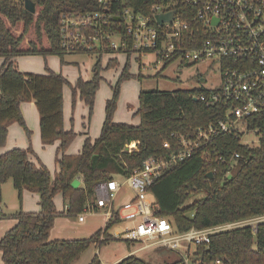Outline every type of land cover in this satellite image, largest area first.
<instances>
[{
  "label": "trees",
  "instance_id": "1",
  "mask_svg": "<svg viewBox=\"0 0 264 264\" xmlns=\"http://www.w3.org/2000/svg\"><path fill=\"white\" fill-rule=\"evenodd\" d=\"M31 1L35 4L34 14L24 9L23 0H0V58L3 59L0 65V147L5 144L8 125L17 123L28 133L20 104L33 101L39 114L42 144L59 142L55 160L58 171L51 178L42 163L30 160L33 156L30 148H15L0 154V187L11 181L20 204L23 190L37 193L40 206L38 213L20 210L16 214L17 224L0 240V251L3 264H74L92 245L98 247L113 240L109 230L120 220L115 216L89 238L49 240L53 221L61 214L55 208L54 197L61 194L67 207L66 213L77 215L92 198L96 184L129 177L147 158L167 157L178 147V135L192 136L195 129L216 123L224 117L225 109L221 105L205 106L199 96L210 92L203 87L173 92L155 89L138 94V125L116 123L113 114L119 84L128 76L124 69L113 97L106 102L100 136L94 140L86 138L79 153L67 154L76 134L72 129L65 130L63 127V86L71 87L73 101L78 94L88 107L90 119L95 94L102 80L100 59L93 67L92 77L86 81L79 77L73 86L62 74L48 68L45 74L22 73L14 59L19 56L53 55L64 64L63 57L67 53L60 46L61 15L97 11L99 5L97 0ZM166 1L117 0L109 9L116 14L123 7H129L153 19L151 7ZM183 7L189 9L179 2L176 12L179 14ZM189 10L191 14L186 13L182 18L196 22L194 9ZM112 22L114 31L126 38L129 48L126 53L130 55L131 37L124 31L121 22ZM102 53L94 50L77 54L99 58ZM116 63V59H109L108 66H115ZM170 63L165 62L162 69ZM160 74L155 77L161 78ZM249 124L253 128L264 129V112L250 120ZM131 144L134 150L128 151L127 146ZM235 153L239 157L232 159ZM218 157L225 160L217 161ZM76 178L82 179V186L72 185ZM148 195L152 198L153 215L167 219L177 232L192 227L204 229L264 214V139L250 146L241 143L232 133L219 134L204 148L167 169L148 188ZM216 260H220L221 264H264V226L259 228L256 237L251 235L249 228H239L214 234L209 244L195 247L194 264ZM89 264L101 262L94 255ZM116 264L151 263L131 254ZM164 264H181V259Z\"/></svg>",
  "mask_w": 264,
  "mask_h": 264
},
{
  "label": "built area",
  "instance_id": "2",
  "mask_svg": "<svg viewBox=\"0 0 264 264\" xmlns=\"http://www.w3.org/2000/svg\"><path fill=\"white\" fill-rule=\"evenodd\" d=\"M97 2V11L61 15L59 35L64 52L77 54L94 50H121L126 53L129 50L128 42L114 31L112 21L121 22L132 39V53L142 55L151 52L156 62H163V65L168 61H179L186 66L203 61L215 65L220 83L208 89V95L201 94L199 100L205 106L221 105L225 113L216 123L195 129L192 136L178 135V147L167 157L147 158L129 177L96 184L92 198L77 214L78 221L83 222L86 215L99 212H103L106 223L116 216L120 223L126 225L111 233L113 240L136 245L132 254L149 249L176 252L181 264H194L195 250L190 252L191 245L209 244L214 234L249 228L251 235L256 237L259 228L264 226V214L204 229L192 227L177 232L167 219L153 215L152 201L147 196L148 188L167 169L204 148L219 134L232 133L241 140L252 131L257 139L243 143L250 146L264 139V129L253 128L249 124L250 120L264 112V0H168L151 7L154 20L129 7H123L119 13L113 14L109 6L117 0ZM179 2L194 9L196 22H192L200 26L194 27L192 22L182 18L186 13L190 15L191 10L183 7L179 14L176 12L175 7ZM170 12L173 13L171 22L157 24L156 15ZM114 37L117 43L112 41ZM164 146L169 147V144L164 143ZM127 149L134 150L133 145H128ZM238 157L235 153L231 158ZM216 160L225 159L218 157ZM124 184L133 195L121 207H114V199ZM206 264H221V261Z\"/></svg>",
  "mask_w": 264,
  "mask_h": 264
},
{
  "label": "rangeland",
  "instance_id": "3",
  "mask_svg": "<svg viewBox=\"0 0 264 264\" xmlns=\"http://www.w3.org/2000/svg\"><path fill=\"white\" fill-rule=\"evenodd\" d=\"M112 41L116 43L118 42L116 37L112 38ZM63 58L68 61V63L64 65L65 67L68 66V72L74 74L76 77L81 76L83 79H90L92 77L93 67L97 59H100V64L102 66L100 75L102 80L95 94L93 112L90 119L88 117V107L85 103L83 104L86 108L85 115L87 126L89 123V130L86 131L89 132L90 139L92 140L100 136L104 120H101V116L99 117V112H101L103 119H105L104 113L106 102L113 97V92L124 69H126L128 76L123 78L121 80L122 82L119 84V93L116 101V109L113 114V121L114 119H117L116 121L119 122L116 123H125L134 126L138 125L140 122L139 116L136 115L138 109V94L140 91L157 89L159 91L173 92L176 90H191L197 87L212 89L217 87L220 83L218 69L208 61L196 62L187 66L179 61H173L165 69H162L163 62L157 63L155 55L151 52L142 55L133 52L130 55H127L125 52L106 51L103 52L99 58H97L96 55L87 54H66ZM109 59H116V65L108 66ZM159 72L161 73V78L155 77ZM202 79L204 80L203 82L201 81ZM66 88L69 90V87ZM73 130L77 135L73 139L74 142H71V144L73 143L72 146H69V149L67 150L71 153L77 154L83 144L81 140L83 136L80 135V132H82L81 123L79 122L78 124H75ZM256 139L257 136L251 131L246 133L241 138L240 142L250 143ZM80 142H82L81 145ZM42 163L49 170L52 178L55 167L53 156L50 155L46 158V163ZM119 180L122 179L120 178ZM72 185L74 187L82 186V181L79 178H76ZM1 192L3 196L2 203L3 201H6L11 205L12 202L20 201L17 198L18 193L13 188L11 181L1 185L0 193ZM132 195L133 193L128 186L124 184L123 188L118 192L114 199V207H121ZM147 197L152 199L150 195ZM76 217V214L70 215L69 217L63 216V218H68V220L75 221V223L77 222ZM91 219L94 218H90L89 220L91 221ZM97 220L99 222L103 220V218L98 217ZM93 224H97V222H93ZM125 225V223H118L114 225L109 232L113 234L122 229ZM89 237L86 236L81 239ZM135 247L136 245L128 246L126 242L118 240H110L98 247L92 245L82 253L79 260L74 264L89 263L94 255L98 256L101 264H109L118 260L122 256L131 253ZM194 250L195 246L191 245L190 252H194ZM135 255L145 259L151 264L171 263L179 258L178 253L164 249H149L136 253Z\"/></svg>",
  "mask_w": 264,
  "mask_h": 264
},
{
  "label": "crops",
  "instance_id": "4",
  "mask_svg": "<svg viewBox=\"0 0 264 264\" xmlns=\"http://www.w3.org/2000/svg\"><path fill=\"white\" fill-rule=\"evenodd\" d=\"M63 60L65 62L64 64L61 63L60 58L58 56H53V55L47 57H42L37 55L19 56L14 59L17 69L22 73L45 74L46 68H48L53 72L62 74L63 77L70 83V85L73 86L79 77H76L74 74L68 72V68H67L68 66L67 67L64 66L65 64L68 63V61H66L64 58ZM2 62L3 59L0 58V65L2 64ZM83 80L86 81L89 79H83ZM66 87H69V90ZM71 90L72 89L70 86L68 85L63 86V91H62L63 127L65 130H70V129L73 130L74 125L80 122L82 125V132H80V135L83 136L81 140L82 142H84L86 138H91L89 136V132L86 131L89 130V123L88 126L86 124V115H85L86 108L83 105L84 102L79 99L78 94L75 100L73 101ZM20 111L25 121V126L28 130V133L27 131L24 130L23 127H21L17 123H12L8 125L6 141L4 146L0 147V154L15 148H19V149L30 148L33 151V156H30V160L34 163L38 161L41 163L42 162L46 163V158H48L51 155L53 156V161L55 166L53 174H55L58 171L55 160H56V153L59 142L57 141L51 145L42 144L40 138L39 114L33 101L22 102L20 104ZM100 116H101V120H104L101 112H99V117ZM116 120L117 119H114L115 122H119ZM82 142H80V145L82 144ZM72 144L70 145V147L72 146ZM66 153L69 155L76 154V153H71L68 150L66 151ZM79 179L82 181L81 178ZM2 198L3 196L1 192L0 193V240L5 236V234L9 230H11L17 224L16 214L20 210L27 213H38L40 211L39 195L37 193L23 190L21 204L20 202H16V201L12 202L11 205H9L6 201H3L2 203ZM54 205L57 212L61 214L58 215L53 221V225L49 231V240H78L86 236L88 237L92 236L96 231L103 229L104 226L106 225V219L104 217L103 212L89 214L85 217L83 222H79L77 217H76V221H77L76 223L75 221L68 220V218L67 219L63 218V216L69 217L70 215L67 214L65 211L66 206L63 202L61 194H57L54 197ZM98 217L103 218V220L98 222L97 220ZM90 218H94V219H91L90 221L89 220ZM93 222H97V224H93ZM131 254L132 253H128L122 256L121 258H119L118 260L109 264H116L119 261H121L123 258ZM0 264H3L1 251H0Z\"/></svg>",
  "mask_w": 264,
  "mask_h": 264
},
{
  "label": "water",
  "instance_id": "5",
  "mask_svg": "<svg viewBox=\"0 0 264 264\" xmlns=\"http://www.w3.org/2000/svg\"><path fill=\"white\" fill-rule=\"evenodd\" d=\"M23 4H24V9L31 13V14H34L35 13V4L31 1V0H23ZM172 16H173V13L170 12L168 14H158L156 15L155 19H156V22L157 24H162L163 22H171L172 20ZM202 82L204 81L203 79L201 80ZM195 100H197L195 98ZM209 176H211V174H209Z\"/></svg>",
  "mask_w": 264,
  "mask_h": 264
}]
</instances>
